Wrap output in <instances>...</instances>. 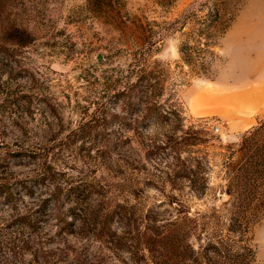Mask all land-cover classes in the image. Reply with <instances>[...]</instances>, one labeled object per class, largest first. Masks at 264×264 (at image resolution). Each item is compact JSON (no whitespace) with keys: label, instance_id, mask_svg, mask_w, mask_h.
Returning a JSON list of instances; mask_svg holds the SVG:
<instances>
[{"label":"rangeland","instance_id":"374dc122","mask_svg":"<svg viewBox=\"0 0 264 264\" xmlns=\"http://www.w3.org/2000/svg\"><path fill=\"white\" fill-rule=\"evenodd\" d=\"M211 1L0 0V264H264V0H225L199 76L177 24ZM154 62L156 107L122 114ZM97 109L125 120L76 133ZM17 153L48 157L60 204Z\"/></svg>","mask_w":264,"mask_h":264},{"label":"trees","instance_id":"16d2710c","mask_svg":"<svg viewBox=\"0 0 264 264\" xmlns=\"http://www.w3.org/2000/svg\"><path fill=\"white\" fill-rule=\"evenodd\" d=\"M225 0H219L218 2H214L212 0V6L210 3L205 4L206 13L203 16H198L194 13H189L185 15L177 24V29L181 32H185V36L187 38L186 42L181 43L179 47V53L181 56V60L188 66L194 67V73L199 76H203L206 74L208 67L206 64V55H213V51L211 49L215 46L219 39L226 33L229 28L230 23L234 20L235 16L230 13L234 9H239L241 6V2L235 1L234 4L231 5V9L227 11L224 5ZM209 4V5H208ZM237 9V10H238ZM226 16H231L228 18V21H225ZM192 39V44H189L188 40ZM154 66L149 70H141L137 69L136 71V79L134 81H127L123 88L119 89L114 94V105L121 106L122 114L124 111L127 112H139L141 106L144 104V108L156 107L157 98L161 94V82L156 80V77H153L157 73V70L161 65L159 62H154ZM162 72V71H160ZM97 116L92 117L89 121H87L84 125L77 129L76 133L83 132L85 129H89L96 122H102L106 126L109 125H117L120 124L125 118L119 116L116 113H112L111 115H104L103 109H97ZM105 127V126H104ZM249 133L247 136H250ZM30 161L42 160V172L39 177V182L41 184L50 183L54 187V191L52 192L51 199L53 206H57L61 203L60 196L63 193V189L54 181L57 180V172L55 168L52 166V163L48 161L47 156L35 155L30 156L22 153H17L14 155V158H26ZM259 157V156H258ZM260 169H264V164L259 161ZM234 170L227 172V177L229 180V189L228 195H233L234 184H235V175ZM259 179L262 181L261 177L262 170L260 174L258 172ZM14 190V189H13ZM12 187L0 186V198L3 200H8L10 203L12 201L13 196ZM27 194H32V190L25 188ZM75 191L74 188H70L67 190V193H71ZM264 193V192H263ZM219 197H225L226 200L222 201L219 204L226 203L229 200V196L220 195ZM48 202V201H46ZM59 221L64 223L63 228L68 230L69 232H73L72 226L74 224L66 223L63 218H59Z\"/></svg>","mask_w":264,"mask_h":264},{"label":"water","instance_id":"95a60500","mask_svg":"<svg viewBox=\"0 0 264 264\" xmlns=\"http://www.w3.org/2000/svg\"><path fill=\"white\" fill-rule=\"evenodd\" d=\"M219 201V203H221L222 201H225L226 200V198L225 197H219V199H218Z\"/></svg>","mask_w":264,"mask_h":264},{"label":"built area","instance_id":"2783aa9c","mask_svg":"<svg viewBox=\"0 0 264 264\" xmlns=\"http://www.w3.org/2000/svg\"><path fill=\"white\" fill-rule=\"evenodd\" d=\"M218 131V128L217 127H215V132H217Z\"/></svg>","mask_w":264,"mask_h":264},{"label":"crops","instance_id":"0c3cea01","mask_svg":"<svg viewBox=\"0 0 264 264\" xmlns=\"http://www.w3.org/2000/svg\"><path fill=\"white\" fill-rule=\"evenodd\" d=\"M264 59V58H263ZM262 64H264V63H262Z\"/></svg>","mask_w":264,"mask_h":264}]
</instances>
